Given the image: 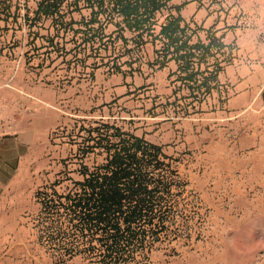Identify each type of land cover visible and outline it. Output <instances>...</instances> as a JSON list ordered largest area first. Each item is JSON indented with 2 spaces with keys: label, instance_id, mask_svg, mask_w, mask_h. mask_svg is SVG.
<instances>
[{
  "label": "rangeland",
  "instance_id": "1",
  "mask_svg": "<svg viewBox=\"0 0 264 264\" xmlns=\"http://www.w3.org/2000/svg\"><path fill=\"white\" fill-rule=\"evenodd\" d=\"M37 2L20 0L12 7L16 20L13 15L7 22L0 20V41H4L7 55L14 59L22 56L31 71L48 74L51 81L70 86L92 78L95 71L106 75L114 61L121 63L129 59V54L120 55L124 50L121 40L115 41V48L108 44V49L100 42L93 46L78 44L83 31L77 30L85 29L80 21L89 17L86 8L68 12L67 6L62 7L60 13L64 19L73 20L67 28L55 23L58 15L42 17L30 25L25 17H34ZM112 30L111 25L105 29L107 33ZM233 48H228L231 53ZM141 62L143 60L136 61L133 66L146 72ZM123 67L129 69L127 64ZM135 74L140 75L139 70H135ZM262 84L260 77L245 95L243 112L221 125L208 123L198 127L196 122L203 120L193 117L202 112L201 107L173 115L157 105L155 97L150 101L151 96L144 93L147 89L139 86L131 98L133 105L128 104L123 95L120 101L113 99L92 105L85 115H67L51 131L50 145L45 151L37 152V165L51 169H16L14 173H6V213H0V220L4 219V223L0 222V264H56L36 240L33 225L39 203L35 193L66 170L74 179H81V163L94 169L104 160V155L96 152L82 156L83 143L77 126L83 120L89 124L100 118L115 121L124 129L161 144L167 154L178 159L176 164L188 183L192 202L187 206L191 211L186 212L193 215L190 236L175 241L174 251L164 247L155 250L152 264H264ZM227 91V86L221 84L216 100L210 101L211 110L226 109ZM211 95L206 101L212 99ZM185 119H189L187 126L182 124ZM167 121L172 122L170 127L165 126ZM66 264L87 263L75 257Z\"/></svg>",
  "mask_w": 264,
  "mask_h": 264
},
{
  "label": "trees",
  "instance_id": "2",
  "mask_svg": "<svg viewBox=\"0 0 264 264\" xmlns=\"http://www.w3.org/2000/svg\"><path fill=\"white\" fill-rule=\"evenodd\" d=\"M19 1L0 0V20L7 22L12 15L16 20L12 7ZM189 1L38 0L34 17L26 16L25 20L32 25L42 17L58 15L55 23L67 28L73 20L64 19L60 13L63 6L68 12L88 9L89 17L80 21L85 29L77 30L83 31L78 44L100 42L108 49V44L115 48V41L121 40L124 50L120 55H130L109 65L108 75L134 76L135 70L143 74L145 71L133 63L143 60L142 49L151 43L155 56L141 65L149 75L175 60L178 67L168 75L172 93L159 97L151 95L146 84L139 87L146 88L144 93L155 97L157 105L176 115L197 110L207 96L220 90L218 75L233 58L222 34L182 16L181 10ZM215 2L204 3L210 6ZM109 25L113 30L107 33ZM202 30L204 39L199 36ZM134 54L137 56L132 57ZM84 122L77 125L82 156L96 152L103 154L104 160L94 169L81 163V179H74L66 170L36 191L39 210L33 228L37 243L56 264H66L75 257L87 264H152L155 250L164 247L174 251L175 241L189 238L191 233L193 215L186 211H191L187 206L192 200L176 164L178 159L167 154L161 144L115 121L100 118Z\"/></svg>",
  "mask_w": 264,
  "mask_h": 264
},
{
  "label": "crops",
  "instance_id": "3",
  "mask_svg": "<svg viewBox=\"0 0 264 264\" xmlns=\"http://www.w3.org/2000/svg\"><path fill=\"white\" fill-rule=\"evenodd\" d=\"M181 1L172 0V3L178 4ZM205 1L208 0H190L182 8V16L187 21L192 20L193 24L202 25L204 29L212 27L217 34L223 35L225 44L234 48L232 61L225 65L218 75L219 84L228 88L226 109L215 107L216 110H211L210 101L216 100V91H213L212 99L201 104L202 112L193 117L203 120L196 122L198 127L208 123L221 125L225 120L238 117L244 110L242 104L245 95L260 77L263 83L260 92H264V0H216L218 3L212 6H208ZM199 36L204 39L205 30L199 32ZM4 47V41H0L2 215L6 213V173H14L16 169H51L50 166L37 165V152L45 151L47 145H50L51 131L65 120L67 115H85L92 105H102L113 99L120 101L119 97L123 95L128 104L133 105L132 90L143 84L147 85L151 95L169 96L172 86L168 75L178 67V63L171 60L165 67L149 75L146 71L140 75L126 77L121 74L105 75L96 71L91 85L83 81L70 86H58L50 80L49 75L37 74L27 68L22 56L14 59L7 55ZM142 54L145 62L152 60L155 56L154 46L147 43L142 49ZM184 92L186 91L183 90ZM187 120L189 119L182 121L183 126L189 125ZM171 125V121L165 122L166 127ZM1 221L4 223L3 218Z\"/></svg>",
  "mask_w": 264,
  "mask_h": 264
}]
</instances>
